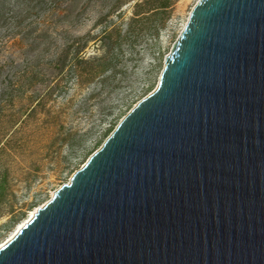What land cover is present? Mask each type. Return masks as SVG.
Masks as SVG:
<instances>
[{
	"label": "water",
	"instance_id": "95a60500",
	"mask_svg": "<svg viewBox=\"0 0 264 264\" xmlns=\"http://www.w3.org/2000/svg\"><path fill=\"white\" fill-rule=\"evenodd\" d=\"M0 264H264V0H198L157 86Z\"/></svg>",
	"mask_w": 264,
	"mask_h": 264
},
{
	"label": "rangeland",
	"instance_id": "374dc122",
	"mask_svg": "<svg viewBox=\"0 0 264 264\" xmlns=\"http://www.w3.org/2000/svg\"><path fill=\"white\" fill-rule=\"evenodd\" d=\"M116 1L59 0L20 24L0 25V245L157 86L166 55L198 0H172L158 34L142 29L133 44L123 43L115 76L104 81L108 73L74 74L69 63L58 74L57 57L75 37L85 36L74 47L88 38L80 54L92 59L105 52V27H128L138 0H119L113 8Z\"/></svg>",
	"mask_w": 264,
	"mask_h": 264
},
{
	"label": "trees",
	"instance_id": "16d2710c",
	"mask_svg": "<svg viewBox=\"0 0 264 264\" xmlns=\"http://www.w3.org/2000/svg\"><path fill=\"white\" fill-rule=\"evenodd\" d=\"M20 4L19 7H13L10 4V0H0V25H8L12 21L17 20L20 24L21 21H24L26 16L30 14H39L40 12L47 10L48 8L55 5H59V0H18ZM25 3L27 7H21ZM172 4V0H138L135 3V8L133 15L130 18L128 27L122 31L120 26L116 24L108 25L104 28L103 34L101 35L102 42L105 46V52L97 57L88 59L81 56L80 51L82 47L87 43L88 38L83 42H78L74 47L78 39H83L85 36L75 37V40L66 45V49H62L64 53H61L57 57L58 74L61 73L67 63H69V68L74 74H78L82 71H90L93 73H108L104 74L103 80L105 81L112 76H115L118 71H121L118 68V63L120 58L123 55V43L128 39L133 44L134 40L137 39L141 33L148 29L150 33H159V29L163 24V13H166L169 7ZM119 5L116 1L113 4V8ZM112 9V8H111ZM160 19V21L158 20ZM140 23V25H137ZM23 29V28H22ZM134 37V38H133ZM36 38V37H35ZM73 52L72 56L68 58V53ZM5 62L0 64V76L4 70ZM110 72V73H109ZM57 74V75H58ZM7 77V76H6ZM58 84V83H57ZM111 128H108L104 134H109ZM101 139L97 141L96 144H99ZM90 153L93 151H89ZM88 153V154H90Z\"/></svg>",
	"mask_w": 264,
	"mask_h": 264
},
{
	"label": "bare ground",
	"instance_id": "6f19581e",
	"mask_svg": "<svg viewBox=\"0 0 264 264\" xmlns=\"http://www.w3.org/2000/svg\"><path fill=\"white\" fill-rule=\"evenodd\" d=\"M34 211H35V209H34V210H31V211H30V214H29V216H28V218H26L23 222H21V223H19V224L17 225V227L15 228V230L13 231L12 235H11L9 238H11V237L17 232V230H18V229H19V228H20V227H21V226H22V225H23V224H24V223H25V222H26V221H27L32 215H33ZM9 238H8V239H9ZM8 239H7V240H8ZM7 240H6V241H7ZM6 241H4V242H6ZM4 242H3V243H4ZM3 243H2V244H3ZM2 244H1V245H2ZM1 245H0V246H1Z\"/></svg>",
	"mask_w": 264,
	"mask_h": 264
}]
</instances>
